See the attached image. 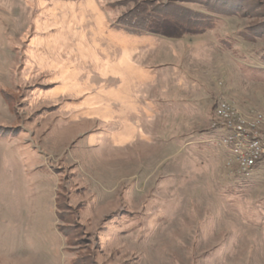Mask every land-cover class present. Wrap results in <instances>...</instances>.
<instances>
[{"label":"rangeland","instance_id":"1","mask_svg":"<svg viewBox=\"0 0 264 264\" xmlns=\"http://www.w3.org/2000/svg\"><path fill=\"white\" fill-rule=\"evenodd\" d=\"M114 1L0 0V264H264V161L211 128L264 107V0L140 35Z\"/></svg>","mask_w":264,"mask_h":264},{"label":"trees","instance_id":"2","mask_svg":"<svg viewBox=\"0 0 264 264\" xmlns=\"http://www.w3.org/2000/svg\"><path fill=\"white\" fill-rule=\"evenodd\" d=\"M176 2H170L171 4L165 3L160 4L153 0H121L114 1L111 4V7H128L129 3H134L133 7H126L127 11L121 12L119 18L117 19L118 25L117 29L123 30L126 33H132L135 35L143 34L146 31H149V25L154 21L163 20V19H173L177 21L178 24L183 27H187L192 30L201 31V28L206 27V24L194 23L192 20L193 15L204 18L200 13L191 12L190 9L182 6L184 3L197 5L202 7L206 12V15L213 18V16L220 17H245L247 10L244 8L245 0H175ZM219 1V2H218ZM220 1H223L220 3ZM238 1V2H236ZM220 3V4H219ZM236 3V4H234ZM219 4V5H218ZM185 13H191L190 15H184ZM192 15V16H191ZM187 17V18H186ZM196 24V25H195ZM258 27L264 28V22ZM199 29V30H198ZM238 35L246 38L248 40H254L256 38H261L263 33L259 30H254L249 27L248 31L242 30L238 32ZM264 61V56H263Z\"/></svg>","mask_w":264,"mask_h":264},{"label":"built area","instance_id":"3","mask_svg":"<svg viewBox=\"0 0 264 264\" xmlns=\"http://www.w3.org/2000/svg\"><path fill=\"white\" fill-rule=\"evenodd\" d=\"M216 123L211 128L222 134L214 140L227 156V166L234 167V176L248 177L264 161V107L241 113L225 100H218Z\"/></svg>","mask_w":264,"mask_h":264}]
</instances>
